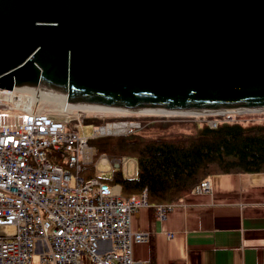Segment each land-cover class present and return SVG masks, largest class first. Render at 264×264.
I'll return each instance as SVG.
<instances>
[{
  "label": "water",
  "instance_id": "water-1",
  "mask_svg": "<svg viewBox=\"0 0 264 264\" xmlns=\"http://www.w3.org/2000/svg\"><path fill=\"white\" fill-rule=\"evenodd\" d=\"M123 110L264 109V0H0V89Z\"/></svg>",
  "mask_w": 264,
  "mask_h": 264
},
{
  "label": "built area",
  "instance_id": "built-area-1",
  "mask_svg": "<svg viewBox=\"0 0 264 264\" xmlns=\"http://www.w3.org/2000/svg\"><path fill=\"white\" fill-rule=\"evenodd\" d=\"M35 89H0V264H32L34 254L38 264H136L131 245L148 235L131 232L130 218L149 207L146 191L126 199L120 186L101 182L94 148L80 136V126L72 129L35 109ZM245 109L222 112L262 110ZM109 128H96L94 134ZM100 160L107 162L105 156ZM130 162L122 158L105 166L115 170ZM90 164L95 176L85 179L80 173ZM209 191L207 179L194 188ZM174 205L153 206L155 217L165 221Z\"/></svg>",
  "mask_w": 264,
  "mask_h": 264
},
{
  "label": "crops",
  "instance_id": "crops-1",
  "mask_svg": "<svg viewBox=\"0 0 264 264\" xmlns=\"http://www.w3.org/2000/svg\"><path fill=\"white\" fill-rule=\"evenodd\" d=\"M207 180L209 192L173 203L163 222L150 207L131 215V232L148 235L131 245L136 264H264V172Z\"/></svg>",
  "mask_w": 264,
  "mask_h": 264
},
{
  "label": "trees",
  "instance_id": "trees-1",
  "mask_svg": "<svg viewBox=\"0 0 264 264\" xmlns=\"http://www.w3.org/2000/svg\"><path fill=\"white\" fill-rule=\"evenodd\" d=\"M204 118L195 124L193 133L167 134L178 125L174 118H155L140 121L142 129H154L155 137L134 135L118 143L120 149L133 153L136 174L125 178L120 169L112 171L109 179L99 180L108 185H119L123 198L140 195L146 191L149 207L173 204L194 190L203 180L215 174H252L264 172V125H243L246 121L221 122L212 128ZM161 120V121H160ZM255 121V120H254ZM183 121L182 123H186ZM197 120H189L195 123ZM250 122V121H247ZM252 122V121H251ZM88 145L94 147L96 156L105 153L95 139ZM105 155L110 158L109 154ZM93 164L86 166L81 175L89 179ZM153 210V209H152Z\"/></svg>",
  "mask_w": 264,
  "mask_h": 264
},
{
  "label": "rangeland",
  "instance_id": "rangeland-1",
  "mask_svg": "<svg viewBox=\"0 0 264 264\" xmlns=\"http://www.w3.org/2000/svg\"><path fill=\"white\" fill-rule=\"evenodd\" d=\"M36 98L37 99L36 101H34L33 104L35 109L39 111L47 112L56 118L63 119L66 124L69 123L68 125L72 129H74L75 125L80 126L79 128L80 136H83V138L86 139L87 141L89 139H95L98 148H100L99 144L104 145L103 148H101V150L104 151L106 154H109L110 158L107 157L105 153L96 156V151H95L96 149L93 147L94 148L93 163L94 165H96L95 169L98 170L97 176H100L102 179H109L111 175L110 173L114 171V170H109V166H105V165H107L108 162L111 160H121L122 158L129 159L131 160V162L126 165L119 163L118 167L115 170L120 169L125 178H129L130 173L133 174L134 166L132 165V163L133 161H135L133 158L134 157L133 153L126 152L120 149L118 143L124 140V138H129L137 134L145 137H155L154 129H148L146 127L142 129V125L140 123V121L142 120H149L152 118L164 119L163 121H166L165 119H169V118H174V120H181L178 122L170 121L178 125L172 126L171 127L172 131L168 130L167 134L193 133L196 130L195 124L199 123L204 118H209L206 119L209 126H210L209 123L212 122H216L217 124L218 121L230 123L238 120L246 121L243 122V125L246 126H251L256 123L257 125L258 124L264 125V118L263 119L260 118V117H264V109H262L261 111L253 110L245 113H226L222 111L203 113V112H195V111H183L182 112L183 114L181 112L180 113L176 112V114L175 112L171 113L167 111L159 112L161 110H157L156 113L154 111L143 112L136 110L133 111L125 110V112L120 110L100 112L95 109L84 110V111H82L81 109H79L80 111H77L78 109H74L68 112H64V111H60L56 100L52 99L51 101H47L45 97H36ZM189 112H191L192 114ZM228 117H230L231 119H228ZM189 120L191 121L197 120V122L190 123V125H182V124H189ZM183 121H187V122L181 124V122ZM106 126L110 127L108 131L102 133L101 135L94 134V130L96 128L106 127ZM197 127L201 128L200 123L197 125ZM101 156L102 157L105 156L107 158L106 163L101 162L100 160ZM69 170L71 173L73 172L72 169ZM129 179L132 178L130 177ZM38 263H39V256L37 254H34L32 259V264H38Z\"/></svg>",
  "mask_w": 264,
  "mask_h": 264
},
{
  "label": "bare ground",
  "instance_id": "bare-ground-1",
  "mask_svg": "<svg viewBox=\"0 0 264 264\" xmlns=\"http://www.w3.org/2000/svg\"><path fill=\"white\" fill-rule=\"evenodd\" d=\"M34 95H35V97H45L47 99V101H51L52 99L53 100H56L60 111H64V112H68V111H71V110H74V109H78L77 111H80L79 109H81L82 111L95 109V110L100 111V112L101 111H103V112H105V111H111V110H113V111L120 110V111H124L125 112V110H123V109H115V108H110V107L101 106V105H97V104H89V103H68L66 101V96L64 94L57 93V92H54V91H50L47 88H45V89H43V88H37V89H35L34 90ZM86 108H89V109H86ZM136 111H143V112H152V111H154L156 113L157 110L138 109ZM159 112H163V111H159ZM189 113H191V112H189ZM175 114H176V112H175Z\"/></svg>",
  "mask_w": 264,
  "mask_h": 264
}]
</instances>
